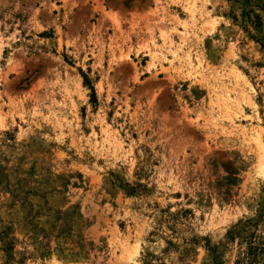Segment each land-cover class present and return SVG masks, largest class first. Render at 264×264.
<instances>
[{"label":"rangeland","instance_id":"rangeland-1","mask_svg":"<svg viewBox=\"0 0 264 264\" xmlns=\"http://www.w3.org/2000/svg\"><path fill=\"white\" fill-rule=\"evenodd\" d=\"M263 242L264 0H0V264Z\"/></svg>","mask_w":264,"mask_h":264},{"label":"trees","instance_id":"trees-1","mask_svg":"<svg viewBox=\"0 0 264 264\" xmlns=\"http://www.w3.org/2000/svg\"><path fill=\"white\" fill-rule=\"evenodd\" d=\"M83 76H84V80H85V83L89 86V88L91 89L92 91V97L94 100H96V91H95V88H94V85L92 84L91 80L87 77L86 74L83 73ZM246 226L248 228H250V226H252V221L251 220H247L246 221ZM242 231L244 232V230L242 229ZM246 232V237L245 238H251V237H254V233L253 231L252 232H249L248 231H245ZM253 242V241H252ZM264 243V242H263ZM250 251L249 252V259H250V262L249 264H258L259 262H261L263 259H264V246L262 247H259L258 245H253L251 244V248H250ZM155 254L153 253H148L147 254V259L145 260V263L146 264H153L151 262V259L152 258H155ZM11 257V256H10ZM9 264V263H7Z\"/></svg>","mask_w":264,"mask_h":264}]
</instances>
